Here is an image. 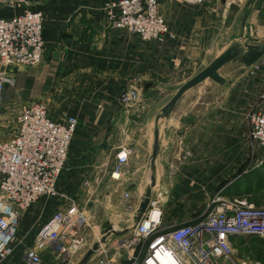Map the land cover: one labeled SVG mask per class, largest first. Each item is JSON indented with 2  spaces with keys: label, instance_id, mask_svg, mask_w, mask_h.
Segmentation results:
<instances>
[{
  "label": "crops",
  "instance_id": "obj_1",
  "mask_svg": "<svg viewBox=\"0 0 264 264\" xmlns=\"http://www.w3.org/2000/svg\"><path fill=\"white\" fill-rule=\"evenodd\" d=\"M103 1L25 0L13 9L0 3V18H10L25 9L40 11L45 43L38 66H10L6 70L12 83L4 85L0 94V142L12 137L18 112L35 103L46 106L53 122L62 123L68 117L77 121L57 181L59 196L54 201L41 198L22 214L12 253L2 264H23L25 252L43 223L70 202L112 208L111 214L117 213L120 219L133 213L151 175L154 186L150 200L160 201L166 229L204 220L216 206V198L242 199L264 208V189L255 199L251 192L229 194L240 179L264 166V149L248 139L247 121V116L259 108L264 73L220 76L224 85L199 84L185 92L173 111L158 122L154 173L150 168L154 119L160 109L190 77L187 71L206 60V54L236 41L235 29L240 31L244 24L260 28L264 0H256L249 7L251 0L234 7L227 6L225 0H203L198 5L161 0L159 13L168 24L169 34L162 41L148 42L109 27ZM132 85L140 89L142 101L124 108L120 96ZM123 113L126 117L122 120ZM121 146L133 152L120 181L114 182L110 174ZM84 182L89 186L83 188ZM253 185L258 188V182ZM125 193L130 196L131 208L123 199ZM115 196L126 210L114 208ZM99 234L96 226L86 230L84 246L70 260L51 250L42 252V264H78L102 237ZM130 238L129 232L108 237L103 246L107 256H114L116 263L124 262L128 250L122 242ZM243 238L230 239L233 249L259 255L262 247H245ZM99 257L101 254L96 253L91 260Z\"/></svg>",
  "mask_w": 264,
  "mask_h": 264
},
{
  "label": "built area",
  "instance_id": "obj_2",
  "mask_svg": "<svg viewBox=\"0 0 264 264\" xmlns=\"http://www.w3.org/2000/svg\"><path fill=\"white\" fill-rule=\"evenodd\" d=\"M160 1L104 0L102 11L109 27L137 35L145 42L162 41L169 34V27L159 13ZM184 1L198 5L203 0ZM24 2L0 0L9 9ZM244 2L225 0L227 6ZM42 31L40 11L25 9L10 18H0V94L4 85L12 83L6 73L8 67H35L42 62L45 47ZM261 65L264 66V56ZM142 98L140 89L132 85L121 94L120 103L124 108H132ZM247 121L248 139L264 149V91L259 108L247 116ZM76 123L75 117L62 123L53 122L46 106L35 103L18 112L12 137L0 142V264L12 253L22 214L41 198L57 197V181L68 157ZM132 152L128 146L118 148L111 181H120ZM123 199L132 202L128 193ZM215 202L204 220L166 229L162 225L160 201L149 200L141 221L128 231L131 238L122 242L128 250L125 261L116 263L114 256L108 257L104 243L96 252L101 257L88 264H264V257L238 258L230 242L232 237H257L264 241V208L242 199L216 198ZM90 227L88 213L70 202L43 223L25 252L23 264H42L41 253L47 250L70 260L84 246L82 235Z\"/></svg>",
  "mask_w": 264,
  "mask_h": 264
},
{
  "label": "rangeland",
  "instance_id": "obj_3",
  "mask_svg": "<svg viewBox=\"0 0 264 264\" xmlns=\"http://www.w3.org/2000/svg\"><path fill=\"white\" fill-rule=\"evenodd\" d=\"M240 5H242V4H240ZM230 6L234 7V5H230ZM259 26H260V28L255 30V29H251L250 26H247L244 24V25L239 27L240 31H238V28L235 29L234 35H236L235 36L236 41H232L233 42L232 44L239 43L241 45V48L244 51L246 50L244 47L245 44L249 45V46L264 44V18H260ZM227 46L228 45L220 47L219 51H217V52H213L211 54H206V60L203 61L202 63L197 64L193 71H187V73L189 74L190 77H186L185 81H183V83H181V85L176 90H178L185 82H187L189 79L194 77L202 69H204L206 66H208L211 63V61H213L216 57H218L222 52H224L228 48ZM237 72L238 73L244 72L248 76H250V74L255 75L256 73L261 75L262 73H264V66L261 65V59H259L256 63H254L252 66H249V67H245L244 65H242L239 62H230L220 69L219 75L221 77L229 78V77L236 75ZM212 83H214V82L211 80H205L204 82L201 83V85L199 87H202L203 85H206V84H212ZM174 94H172V96ZM171 98L172 97H170V99ZM13 124H15V119H13ZM263 167L256 170L253 173L245 175L242 179H240L239 182L234 187H232L230 189V192H229V194H231L230 196L251 192L250 194L253 196V199L258 198L261 195V191L264 189V169H263ZM254 182H258V188L254 187V185H253ZM252 185H253V187H252ZM88 186H89V184L84 182L82 187L84 188V187H88ZM57 197L50 198L48 200L54 201L55 199H57ZM237 198H240V197H237ZM232 200H230V201H232ZM112 202H113L114 208H117L120 211H123L124 209L126 210V205L123 203H120L119 198H117V196L114 197ZM79 204H80V206L79 205H77V206L80 207V209L82 211H84L85 213H88V215L90 217V221H91V227L95 228V226H96V231H99V233L102 236L101 238L104 237L105 231L109 227L113 228V230H115L116 232H125V231H129L135 223L134 217L136 215V212H134V213L128 212V213H126V215H124L122 217V219H120L119 215L117 213L111 214L112 208H107L105 206H101V207L95 206L94 204H92V202H90L88 204L85 203V205L82 203H79ZM137 209H136V211H137ZM93 217L96 218L95 222H94ZM98 226H99V228H98ZM110 236H114V235H109L108 237H110ZM101 238H99V240ZM241 241H242V243L245 244V247H258V248L262 247V248L259 250V252H260L259 255L250 254L249 251L246 249L245 250L244 249L242 250V248L237 249L235 251V256H237L238 258H241V257L242 258L243 257H249V258L262 257L264 255V242H263V240H261L257 237H250V238L246 237V238H243Z\"/></svg>",
  "mask_w": 264,
  "mask_h": 264
},
{
  "label": "water",
  "instance_id": "obj_4",
  "mask_svg": "<svg viewBox=\"0 0 264 264\" xmlns=\"http://www.w3.org/2000/svg\"><path fill=\"white\" fill-rule=\"evenodd\" d=\"M256 0H251L247 6L252 5ZM245 51L241 48L239 43H234L230 45L224 52H222L218 57H216L211 63L197 73L194 77L185 82L177 92L172 96V98L160 109V112L156 115L154 119V130H153V147L150 155V168L154 173L155 171V159L158 152V122L160 118L167 117L174 109L175 105L182 97V95L188 90L196 87L205 80H211L216 84L224 85V80L220 77V69L230 62H239L245 67L252 66L259 59L264 56V44H259L255 46L244 45ZM149 96H153V93H150ZM126 113H123L122 120L125 119ZM154 186V175H151L149 184L146 188V191L141 198L138 209L135 215V224L139 223L145 214L148 203L151 196V190ZM128 233L125 232H116L113 228L109 227L105 231V235L97 243H95L90 249L86 251L83 257L80 259L78 264H88L93 255L99 249V246L104 244L109 235L121 236Z\"/></svg>",
  "mask_w": 264,
  "mask_h": 264
}]
</instances>
